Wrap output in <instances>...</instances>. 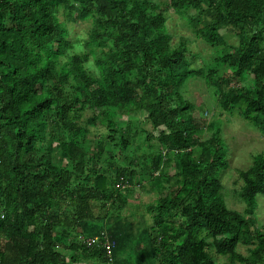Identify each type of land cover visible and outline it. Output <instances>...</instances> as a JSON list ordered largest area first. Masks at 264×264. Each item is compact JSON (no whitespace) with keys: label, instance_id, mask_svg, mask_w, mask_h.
Wrapping results in <instances>:
<instances>
[{"label":"trees","instance_id":"1","mask_svg":"<svg viewBox=\"0 0 264 264\" xmlns=\"http://www.w3.org/2000/svg\"><path fill=\"white\" fill-rule=\"evenodd\" d=\"M60 6L77 11L79 19L94 18L96 27L84 42L87 49H101L94 69L86 65L88 53L72 50L58 18ZM171 7L187 15L207 43L220 40L221 28L239 30L237 55L225 58L234 71L209 78L225 111L245 106L246 119L264 131V0H171ZM158 9L152 0H0V233L7 235L0 242V264H69L68 253L78 251L84 255L75 261L109 260L100 242L66 240L78 227L91 236L108 229L97 201L105 208V202L121 199L116 186L132 183L137 172L115 168L112 180L103 172L94 178L85 173L91 160L77 136L84 131L78 117L87 108H101L111 131L110 113L133 108L147 111L155 127L168 129L161 130V142L180 153L182 180L159 200L156 218L160 224L164 211L175 210L184 221L175 230L176 244L152 243H159L170 264H215L211 247L230 264H264V232L252 216L228 209L217 193L224 162L216 150L220 140H211L215 150L206 152L204 162L192 156L194 126L185 114L191 103L182 93L193 73L188 46L183 36L172 43ZM247 74L254 75L253 88L226 89ZM57 131L64 137L58 153L68 161L61 168L52 162ZM128 143L120 137L122 150ZM161 165V154L153 156L150 168ZM240 194L252 215L256 196L264 194L263 154L244 173ZM240 244L248 254L237 251Z\"/></svg>","mask_w":264,"mask_h":264},{"label":"rangeland","instance_id":"2","mask_svg":"<svg viewBox=\"0 0 264 264\" xmlns=\"http://www.w3.org/2000/svg\"><path fill=\"white\" fill-rule=\"evenodd\" d=\"M152 1L159 4L167 18V31L172 36V43L177 45L183 36L188 46L187 55L193 73L182 87V93L185 100L191 103V108L185 114L191 117L194 126L192 156L196 161L204 162L207 159L206 152L215 150L211 140H220L216 150L224 162L217 175V193L223 198L228 209L240 212L244 217L252 216L256 227L264 232V194L256 196L257 205L252 215L246 212L247 203L240 194L244 173L254 164L256 155H264V131L259 129L256 123L246 119L245 106H235L231 111H225L219 103L220 91L209 78L212 74L220 77L234 71L233 64L225 58L229 54L237 55L241 44L239 30L232 27L221 28L220 40L210 44L198 36L190 26L187 15H180L171 7V0ZM57 11L59 20L68 30L67 39L75 46L72 50L88 53L90 60L86 65L93 66L94 69L93 59L101 54V49L98 46L87 49L84 45L90 31L96 27L94 18L90 14L87 18L79 19L76 16L77 11L63 6ZM245 29H249L247 24ZM72 50L70 49L69 53H72ZM254 83V75L247 74L242 79H232L226 89H251ZM101 115V108H87L80 112L78 117L84 131L77 139L88 153V160H91L85 173L94 178L96 173L103 172L112 180L115 168L125 167L135 170L137 175L132 183L125 182L121 188L116 186V192L121 195V199L115 203L105 202L106 207L103 208V202L97 201L96 212L104 217L108 229L91 236L83 233L82 228L78 227L70 233L66 243L72 240L83 242L92 237L100 242L101 246L106 239L114 241L113 255L108 261L97 257L86 264H161L160 259L166 255L162 254L159 243L153 244L152 240L160 242L166 239L176 244L178 235L175 230L184 221L181 214L175 210L164 211L160 224L156 218L159 200L169 196L170 188L181 183L180 153L169 152L163 146L161 130L169 131L164 126L155 127L145 110L133 108L124 112H111L113 131L103 123ZM121 130L123 131L120 132ZM57 135L61 139L57 136L53 141L52 162L61 168L67 166L68 161L58 153V143L63 141L64 137L60 131H57ZM69 136L72 137V134ZM121 136L128 138L129 142L124 150L120 146ZM99 149L101 154L98 153ZM159 154L162 156V165L160 170L153 171L150 168L153 156ZM26 228L30 230L32 227ZM0 234V242L4 244L7 235ZM211 240L212 238H209V241ZM236 249L248 254L245 245L240 244ZM207 250L215 264H230L229 258L218 253L215 247ZM82 255L84 253L79 251L68 253L67 261L69 264H78L75 260H81L79 256ZM73 256H76V259H73ZM165 260L164 264L171 263V259L166 257Z\"/></svg>","mask_w":264,"mask_h":264},{"label":"built area","instance_id":"3","mask_svg":"<svg viewBox=\"0 0 264 264\" xmlns=\"http://www.w3.org/2000/svg\"><path fill=\"white\" fill-rule=\"evenodd\" d=\"M87 242H88V244L95 243L96 242V239L95 238H89V239H87ZM102 246L104 247L106 256L108 258H111L112 255H113L114 247H115L114 241H110L109 239H106L103 242V245Z\"/></svg>","mask_w":264,"mask_h":264},{"label":"crops","instance_id":"4","mask_svg":"<svg viewBox=\"0 0 264 264\" xmlns=\"http://www.w3.org/2000/svg\"><path fill=\"white\" fill-rule=\"evenodd\" d=\"M86 262H90V261H78V264H86Z\"/></svg>","mask_w":264,"mask_h":264}]
</instances>
